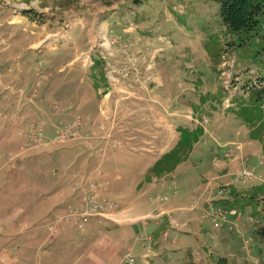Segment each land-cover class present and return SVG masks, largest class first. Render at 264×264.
<instances>
[{
  "label": "rangeland",
  "instance_id": "rangeland-1",
  "mask_svg": "<svg viewBox=\"0 0 264 264\" xmlns=\"http://www.w3.org/2000/svg\"><path fill=\"white\" fill-rule=\"evenodd\" d=\"M258 31L228 30L216 0H0V234L21 224L26 187L80 188L79 205L92 184L105 194L110 170L160 154L177 120L229 92L240 90L233 119L251 122L240 134L256 135Z\"/></svg>",
  "mask_w": 264,
  "mask_h": 264
},
{
  "label": "crops",
  "instance_id": "crops-1",
  "mask_svg": "<svg viewBox=\"0 0 264 264\" xmlns=\"http://www.w3.org/2000/svg\"><path fill=\"white\" fill-rule=\"evenodd\" d=\"M239 92L182 116L160 154L108 170L100 197L117 207L83 228L51 232L43 220L79 205L80 188L53 179L26 187L21 224L0 234V264H120L127 255L140 264H264V128L240 134L251 122L233 119ZM213 209L226 213L219 219Z\"/></svg>",
  "mask_w": 264,
  "mask_h": 264
},
{
  "label": "built area",
  "instance_id": "built-area-1",
  "mask_svg": "<svg viewBox=\"0 0 264 264\" xmlns=\"http://www.w3.org/2000/svg\"><path fill=\"white\" fill-rule=\"evenodd\" d=\"M66 136L69 134L68 131H63ZM31 137H33V132L31 131ZM30 137V138H31ZM34 141L37 142L36 138L34 137ZM243 178L251 179L254 177V173L252 171L244 170L241 173ZM93 193L91 194L90 198L87 200H83V202L75 208L69 210V212L65 214H56L51 222L48 223V229L51 232H56L61 228L63 224L73 222L78 228H83L84 225L89 221V219L99 212L98 216H107L106 211L112 206L111 202H106L105 200L102 201L99 199L100 197V190L101 186L98 184H92ZM90 189V191H92ZM91 193V192H90ZM88 195V194H87ZM98 199V200H97ZM116 208V207H115ZM90 210L93 213L89 212ZM226 213L223 209H213V214L216 215L219 219L224 217ZM216 226L219 225V222L215 223ZM120 264H140L139 261L131 255L125 256Z\"/></svg>",
  "mask_w": 264,
  "mask_h": 264
},
{
  "label": "trees",
  "instance_id": "trees-1",
  "mask_svg": "<svg viewBox=\"0 0 264 264\" xmlns=\"http://www.w3.org/2000/svg\"><path fill=\"white\" fill-rule=\"evenodd\" d=\"M216 1L219 3L220 14L228 30L244 33L245 37H248L249 33L253 35L259 33L258 27L264 26V0Z\"/></svg>",
  "mask_w": 264,
  "mask_h": 264
}]
</instances>
